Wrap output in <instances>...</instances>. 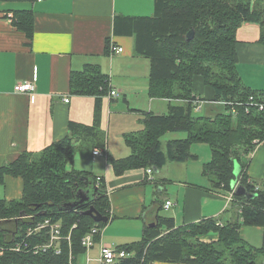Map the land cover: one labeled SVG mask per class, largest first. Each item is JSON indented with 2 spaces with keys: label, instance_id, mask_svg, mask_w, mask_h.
Listing matches in <instances>:
<instances>
[{
  "label": "trees",
  "instance_id": "16d2710c",
  "mask_svg": "<svg viewBox=\"0 0 264 264\" xmlns=\"http://www.w3.org/2000/svg\"><path fill=\"white\" fill-rule=\"evenodd\" d=\"M154 10L153 15L118 18L116 31L135 36L136 54L150 59L149 95L169 99V109L166 113L146 112L145 127L126 136L132 154L121 159L110 158L116 174L152 166L160 169L167 160L195 159L197 156L191 153V146L206 142L212 149V158L204 164L203 173L213 178L212 188L224 192L232 190V182L237 178L235 162H238L242 167L239 184L257 196L250 199L234 193V199L241 202L242 220L228 224L208 218L176 227L173 218L158 216L156 225L146 228L141 240L118 246L134 254L113 264H152L156 260L264 264V248L251 246L239 235L242 225L264 227V179L257 188L249 182L246 171L247 156L258 144L264 143V110L246 112L243 106L250 94L264 96V92L251 90L244 84L237 68L236 50V33L245 22L260 24V40L264 42V0H155ZM7 18L29 37L33 36L32 10H17ZM191 30L195 34L188 39ZM110 45L108 42L107 52L114 55ZM197 76H202L216 91L211 100L214 101L211 102L212 113L208 115L194 112L208 103L200 109L194 103L198 96L193 92ZM70 84L74 93L97 96L96 122L93 125L70 122V134L64 138L41 152H23L0 167V185L7 175L20 176L24 180L20 199L0 198L1 242L14 245L20 238L14 235L17 229L24 232L35 220L49 217L61 222L64 236L60 242L61 252L49 250L34 254L8 248L0 251V264H70L71 255L74 262L78 261L86 252L83 237L92 226L98 224L103 228L108 224L95 222L80 210L62 209L63 203L73 199L76 186L83 185L86 177L99 183L94 206L110 220L112 218L105 177L69 165L85 144L105 149L99 103L103 96L116 89L111 88L109 75L96 64L73 72ZM234 108L237 109L235 115ZM168 132H185L187 136L169 140L164 150L162 137ZM21 214L34 217L18 218ZM212 232L218 234V239L205 241L203 237ZM48 237L45 231L33 237L32 242H44Z\"/></svg>",
  "mask_w": 264,
  "mask_h": 264
},
{
  "label": "crops",
  "instance_id": "0c3cea01",
  "mask_svg": "<svg viewBox=\"0 0 264 264\" xmlns=\"http://www.w3.org/2000/svg\"><path fill=\"white\" fill-rule=\"evenodd\" d=\"M154 8L155 0H0V167L23 152H41L64 138L70 134V122H96L97 96L74 93L70 84L73 72L89 64L99 65L109 75L111 88L121 93L119 97H110L108 93L99 103L105 149L85 144L69 165L105 177L112 218L91 249L97 251L93 258L99 256L101 242L118 247L141 240L145 229L151 228L158 216L173 218L176 227L208 218L219 219L222 224L242 220L241 202L230 198L231 190L212 188L213 178L203 173L204 164L212 158V149L206 142L191 146L195 159L167 160L158 172L152 166L153 176L145 168L117 175L111 164L112 157L121 159L132 154L126 136L143 129V114L166 113L169 109V99L149 95L150 67L140 76L139 86L135 81L136 84H123L113 79L116 72L137 80L139 65L144 64L142 59H148L150 64L149 58L136 54L134 35L116 31L118 18L153 15ZM17 10L34 12L32 37L7 18ZM236 34L240 77L251 90L264 92L261 26L245 22ZM108 42L122 45L124 51L110 55ZM23 81L36 85L35 99L27 92L15 90ZM193 92L209 101L216 94L202 76L195 78ZM122 97L124 106L119 108ZM211 105H204V115L212 113ZM182 138L172 136L163 143V149H167L169 140ZM94 150L104 155H94ZM247 157L249 182L259 188L264 179V143L258 144ZM23 191V178L7 175L0 185V198L20 199ZM168 200L173 205L166 208ZM162 211L167 214L162 215ZM239 235L251 246L264 248L263 226L242 225ZM203 239L216 241L218 234L212 232ZM86 255L87 251L77 260L80 262ZM152 264L193 263L156 260Z\"/></svg>",
  "mask_w": 264,
  "mask_h": 264
},
{
  "label": "built area",
  "instance_id": "2783aa9c",
  "mask_svg": "<svg viewBox=\"0 0 264 264\" xmlns=\"http://www.w3.org/2000/svg\"><path fill=\"white\" fill-rule=\"evenodd\" d=\"M124 48L122 45L113 43L111 45V53L118 54L122 53ZM17 92H27L30 94L32 99H35L36 96V85L31 81H23L18 83L15 86ZM120 92L118 90H111L109 93L110 97H119ZM66 101H69V98H66ZM209 100L202 99L200 96H197L195 99V104H197V109H200L206 102ZM246 112H249L251 109H257L258 111L264 110V96H257L256 94H250L246 99V103L243 104ZM233 114H237V109H233ZM94 155H100L102 152L100 150H94ZM147 172L149 176H153V167H148ZM100 180V178H98ZM99 184V183H98ZM258 188V187H257ZM235 188H233L229 194L230 198L234 196ZM173 205L171 200H168L165 203V207L169 208ZM34 217L29 214H21L18 218H30ZM61 222H54L52 218L46 217L43 220H35L32 224L28 225L26 230L22 232L20 229H17L14 233L15 236H19V241H16L14 245L8 246L7 243H2L0 240V251H5L8 248L15 251L23 252H32L34 254H39L42 252H48L49 250H54L55 253H60V242L64 238L61 232ZM47 231L49 235L48 239L44 242H32V238L43 234ZM103 233V228L98 224L92 226L91 230L83 237L82 244L86 248L87 255L85 258V263H80L79 261L74 262L73 255L70 256V264H91L93 261H97L98 264H113L119 260H122L130 255H133L134 252H128L126 249L116 247L111 244L102 243L100 245L99 256L93 258L89 251L96 245V237L101 236ZM8 235V234H7ZM6 235V237H7ZM66 238H70L69 236Z\"/></svg>",
  "mask_w": 264,
  "mask_h": 264
},
{
  "label": "water",
  "instance_id": "95a60500",
  "mask_svg": "<svg viewBox=\"0 0 264 264\" xmlns=\"http://www.w3.org/2000/svg\"><path fill=\"white\" fill-rule=\"evenodd\" d=\"M194 34L195 31L191 30L188 33V39H192L194 37ZM154 170L158 172L159 168L154 167ZM241 171V165L238 162H235L234 173L237 178L232 182L233 186L235 185V193L244 195L247 198L252 199L257 196V193L249 192L245 186L239 184L238 177ZM97 191L98 184H96L95 180L91 177H86L83 185L76 186L73 193V199L63 203L62 209L80 210L83 214L91 216L95 222L108 223L110 221V218L103 215L93 204ZM155 225L156 223H153L151 226L153 227Z\"/></svg>",
  "mask_w": 264,
  "mask_h": 264
},
{
  "label": "rangeland",
  "instance_id": "374dc122",
  "mask_svg": "<svg viewBox=\"0 0 264 264\" xmlns=\"http://www.w3.org/2000/svg\"><path fill=\"white\" fill-rule=\"evenodd\" d=\"M142 60H143V62H144L145 65L147 64V66H145L144 64L142 65V63H140V65H139L140 66V73H139V78L137 80H135V79L133 80V78H128V77L127 78H124L123 76H121L119 74L116 75V72L114 74V78L113 79H115V81H118V82L123 83V84H136L137 83V85L139 86L140 85V81H142L141 78H140V76H142V74L144 75V72H146V69H149V67H150L149 60L148 59L143 58ZM107 73H110V72H107ZM195 84H198V83L196 82ZM209 102L211 103V102H214V101H208V103ZM123 106H124V101H123V97H122L121 98V106H119V108H123ZM203 109L200 110V111H195L194 110V112H195V114H198V115H204L205 114V111ZM143 116H144L143 117V119H144L145 118V115L143 114ZM144 127L145 126H143V128ZM171 134H174V135H171ZM172 136H174L176 138L177 137L178 138H180V137H183L184 138V137L187 136V133H185V132H168V133H166L162 137L163 143H166V141L168 139H170ZM166 214H167V211H162V215L165 216ZM96 248H97V246H96ZM91 256L92 257L97 256V251L96 250L95 251H91ZM262 259L263 258L260 257V260H262ZM80 263H85V257L83 258V260H80ZM91 264H97V262H92Z\"/></svg>",
  "mask_w": 264,
  "mask_h": 264
}]
</instances>
